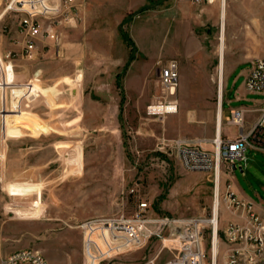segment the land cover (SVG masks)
Returning a JSON list of instances; mask_svg holds the SVG:
<instances>
[{"label":"rangeland","instance_id":"rangeland-1","mask_svg":"<svg viewBox=\"0 0 264 264\" xmlns=\"http://www.w3.org/2000/svg\"><path fill=\"white\" fill-rule=\"evenodd\" d=\"M5 8L0 0V264L23 248L50 264H169L183 233L154 220L214 221L217 185L224 227L229 163L217 182L160 145L215 140L220 103L222 127L235 136L240 129L225 123L231 108L264 101L235 99L251 63L264 58V0H83L55 27L58 43L40 42L29 58L16 54L18 18ZM172 60L180 79L169 99L159 70ZM171 100L175 114H148ZM243 171L235 183L264 202V164L250 160ZM120 221L138 236L121 237ZM204 238L205 264H214L208 226Z\"/></svg>","mask_w":264,"mask_h":264},{"label":"built area","instance_id":"built-area-1","mask_svg":"<svg viewBox=\"0 0 264 264\" xmlns=\"http://www.w3.org/2000/svg\"><path fill=\"white\" fill-rule=\"evenodd\" d=\"M5 5L4 15L14 14L18 18V31L22 38L19 43L20 50L16 52L21 58L32 57L38 49L40 42L58 43L56 26L74 19V15L82 8L83 0H2ZM51 47V44L48 45ZM12 53L7 55L10 58ZM159 79L167 98L176 97L179 86V65L172 60L161 66ZM245 88L250 93L264 96V58L255 59L251 63L250 71L246 75ZM173 110H166L171 108ZM178 111L175 100L168 104L150 105L148 114L161 116L173 114ZM244 110H232L230 118L225 121L228 127L240 129L234 138L218 140L178 138L169 143L162 142L160 150L169 148L178 157L182 166L192 172L216 173L217 182L220 177L222 161L229 163L230 169L234 165L242 168L247 165L246 151L249 148H259L264 152V143L260 135L264 134V107L260 109V116L249 131H244L246 122ZM263 143V144H262ZM224 203L233 210L246 208L248 219L244 223H232L222 230L220 235L219 221L204 219L193 220H154L161 224H169L183 233L184 245L178 259L169 264H205L206 252L204 247V233L208 227L212 230V251L214 259L218 258V245L220 241L227 245L226 264H264V218L254 212L250 205L239 201L232 193L225 194ZM142 211L149 208L147 203L140 205ZM140 216V214L138 215ZM113 225V224H112ZM115 228V227H114ZM116 232L130 239L138 236L130 230L128 221H120L115 228ZM1 264H50L40 251L33 248L17 250L2 259Z\"/></svg>","mask_w":264,"mask_h":264},{"label":"crops","instance_id":"crops-1","mask_svg":"<svg viewBox=\"0 0 264 264\" xmlns=\"http://www.w3.org/2000/svg\"><path fill=\"white\" fill-rule=\"evenodd\" d=\"M250 71V70H249ZM248 71V72H249ZM248 72H246V75L248 74ZM248 94H253L250 93L249 91H247V89L245 88V84H244V90L242 92V94H238L236 93L235 99L238 102H242L246 99ZM256 95V94H253ZM259 96V95H258ZM264 107V101H258L255 103L254 106L252 107H238V108H231L230 113L232 112V110H244L246 112L245 114V118H246V123L244 126V131H249L250 129L253 128V126L255 125L256 121L258 120L259 116H260V109ZM223 111H222V119L224 120V111H225V103H223ZM175 114V113H173ZM170 114V115H173ZM231 115V114H230ZM222 134H224L225 137H229V138H234L236 137L238 134H236L235 136H232L228 133H225V129L224 127H222ZM261 141L264 143V134L260 135ZM262 143V144H263ZM260 145H258V147L256 148H249L246 151V157H247V163L250 160H254L256 162L262 163L264 164V162L261 159H258V156L264 157V152L259 148ZM249 151H251L252 155L251 158L248 155ZM240 166L238 167H242L241 164H239ZM244 168V167H243ZM234 170L233 168L230 169V171L225 174V180H228V186H227V191L226 193L230 192L232 193L239 201L244 202L245 204H248L251 206L252 210L254 212H256L257 214H259L262 218H264V202L260 203V204H255L254 202H252L249 197L247 196V194L245 193L244 190L241 189V187L235 183V179H234ZM244 173V171H242ZM222 209L224 210V212L226 213V218H225V224L224 227L222 226V222H221V215L220 218H218L219 221V229H225L226 227H228L230 224L232 223H244L247 219H248V211L246 208H241L239 210H233L231 209L228 204L223 203L222 204ZM227 245L224 244L222 241H220V244L218 245V255L222 252V254L224 253V249L226 251L227 254ZM218 261V258H217ZM227 259L226 256L222 257L221 259V263L226 264Z\"/></svg>","mask_w":264,"mask_h":264},{"label":"bare ground","instance_id":"bare-ground-1","mask_svg":"<svg viewBox=\"0 0 264 264\" xmlns=\"http://www.w3.org/2000/svg\"><path fill=\"white\" fill-rule=\"evenodd\" d=\"M224 11H223V16H224ZM221 49H220V56H221V84H220V99L222 97V87H223V80H222V71H223V64H224V52H225V35L224 32H222L221 35ZM174 106L171 108H166V110H173ZM221 133H222V110H221V103L219 105V113H218V120H217V135L216 138H218V140L221 139ZM219 207H220V200H219V194H218V185L216 188V201H215V217L213 218L214 221H218L219 218ZM216 251L217 249H215L214 251V264H216V259L217 257H215L216 255ZM218 254V252H217Z\"/></svg>","mask_w":264,"mask_h":264},{"label":"water","instance_id":"water-1","mask_svg":"<svg viewBox=\"0 0 264 264\" xmlns=\"http://www.w3.org/2000/svg\"><path fill=\"white\" fill-rule=\"evenodd\" d=\"M233 170L236 171V170H241L243 171V168L242 167H237L236 165L233 166Z\"/></svg>","mask_w":264,"mask_h":264}]
</instances>
